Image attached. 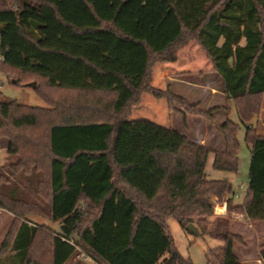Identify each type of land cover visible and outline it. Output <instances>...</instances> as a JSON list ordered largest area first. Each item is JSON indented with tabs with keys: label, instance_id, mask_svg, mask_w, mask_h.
<instances>
[{
	"label": "trees",
	"instance_id": "1",
	"mask_svg": "<svg viewBox=\"0 0 264 264\" xmlns=\"http://www.w3.org/2000/svg\"><path fill=\"white\" fill-rule=\"evenodd\" d=\"M193 40L222 80L223 105L203 108L152 84L156 64L176 61ZM0 71L42 96L47 86L116 93L103 115L0 97V209L14 216L0 264H92L82 253L97 264H194L167 221L186 228L215 217L213 197L246 222L264 221V134L253 124L264 95V0H0ZM145 93L169 111L180 105L185 119L203 116L222 148L130 119ZM231 101L252 156L242 203L229 179L205 170L212 153L214 169L239 171ZM216 219L224 244L209 257L243 264L234 252L243 236Z\"/></svg>",
	"mask_w": 264,
	"mask_h": 264
},
{
	"label": "rangeland",
	"instance_id": "2",
	"mask_svg": "<svg viewBox=\"0 0 264 264\" xmlns=\"http://www.w3.org/2000/svg\"><path fill=\"white\" fill-rule=\"evenodd\" d=\"M179 55L180 60L184 58L186 59L188 56L194 57L196 66L198 65V70L196 72H190L187 75H175V77H173L174 81H172V88L175 93L179 95L184 94L183 96H185L193 104H197L198 102H200V106L203 108L213 107L216 103L223 102L224 100L226 103L227 101L223 95L220 97H213L212 99L208 95H203L202 92H200L201 89H199L198 87L194 88L193 86L191 87L188 85L189 82L197 84L199 81H202L204 78H206L208 87L215 86L217 91H222V80L221 78H218L216 76V73L213 70V65L208 59L203 47H201L197 41L193 40L181 50ZM210 72H212L213 75L209 74ZM0 78L4 83L3 87L0 88V97L6 96L7 98L9 97L10 99H13L22 104L26 103L33 106H45L51 109H61L66 111L81 112L85 114L94 113L101 115L104 113L107 114V111L112 103L111 96H109L107 93L99 94L100 91L92 92V90L83 91L78 89H66L47 86L45 88V94L44 96H42L31 87H21L16 85L11 81V78L2 71H0ZM178 80L180 82H178ZM152 84L154 85L153 79ZM155 87L164 89V81L155 82ZM189 88H191L192 90H189ZM145 95L147 96L143 104L141 103V106L131 111V115H133L131 117L132 119H153L165 127L173 126L175 128H178L180 131L185 132L188 137L196 139L197 142H200V140H204L202 137L205 136L206 141H208V143L210 144V148H222L224 142L222 141L223 143H219L217 138L213 135V133L217 131V129L215 128V126L211 125L203 116L196 117L190 115L185 119L184 114L178 111V108L181 107L180 105H177V110L169 111L167 105L168 103L166 102V100L157 99L152 94L145 93L144 96ZM261 108V113L258 115V117L254 118L253 124L257 126L261 134H264V95L262 98ZM230 109L231 110L229 117L238 125H240L238 130V140L240 141L239 156L241 158L239 171L238 173H236L232 171L227 172L216 168L214 169V157L212 153H210L208 156L209 158L207 160L205 170L209 174V176L214 179H229L232 183L234 191L236 192L235 201L237 203H242L248 189L247 184L249 181L250 173L249 167L252 156L250 146L244 139L246 127L241 123L238 110L236 109L233 101L230 102ZM217 117L220 120H224L227 117V112L225 110L219 111V113H217ZM6 157V151L4 149H0V163H3ZM213 201L216 205L217 218L228 220V224L230 225L231 230L233 221L243 222V217L241 215L228 213L223 204L216 202L217 198L213 197ZM13 218L14 216L10 213L8 214V216H0V246L11 228V222ZM215 218L216 217H210L207 220L201 221L195 219V225L200 231L198 235L190 233L186 228H183L181 226L179 221L174 218H169V220L167 221L178 251L185 257H190L194 264H218V260L214 255H211V257H209L210 250H212V252L216 255L220 253V247L224 244V237L221 236V234H219L218 232H215L218 229V220ZM36 221L39 224H41L42 222L49 223V221L43 217L36 218ZM54 227L57 228V225H54ZM242 233L246 235L248 242V247L246 249L247 260H245V262L247 264H256V251H258L257 244L259 243L256 242L255 246L254 230L252 231V234H250V231H248L247 229L242 230ZM235 243H238V245L243 248L244 246H246V242L245 244H241L238 241H236Z\"/></svg>",
	"mask_w": 264,
	"mask_h": 264
},
{
	"label": "crops",
	"instance_id": "3",
	"mask_svg": "<svg viewBox=\"0 0 264 264\" xmlns=\"http://www.w3.org/2000/svg\"><path fill=\"white\" fill-rule=\"evenodd\" d=\"M180 55L178 56V59L176 61H170V62L156 64V66L154 67V70H153V74H152V79H153L154 86H155V82H157V81H164V83H165V88L164 89H166V87H167L168 84H170L173 87V82L172 81H174L173 77H175V75H179V76H181V75H187L190 72H196L198 70L197 69L198 68L197 67L198 65L196 66L195 58L194 57L188 56L186 59L184 58V59H181L180 60ZM209 74H212V72H210ZM216 76L218 78H220L217 73H216ZM203 77H205V76H203ZM206 81H207L206 78H204L202 81H199L197 84H195V83L193 84V83L189 82L188 85L191 86V87L193 86L194 88H197L198 87L199 89H201L200 92H202L203 95H206V96L208 95L212 99H213V97H220L222 95L225 97V93H223V91H217V89H216L215 86L208 87L207 86L208 83ZM178 82H180V81L178 80ZM182 82H183V80H182ZM189 90H192V89L189 88ZM102 93L103 94L104 93H107L109 96H111L112 103H111V105H110V107L108 109V111H109L112 108L113 103L115 101L116 93L115 92H112V91H102V92H99V94H102ZM182 95H184V94H182ZM146 96L147 95H145L143 97L142 104L145 101ZM157 99H160V98H157ZM163 100H165V99H163ZM166 102H167V100H166ZM224 103H225V100L223 102H218L215 105H223ZM137 107H139V106H135L132 109V111L135 110V108H137ZM101 115H103V114H101ZM132 116L133 115L130 116V119H132L131 118ZM155 122H157V121H155ZM213 135L217 138V140L219 141V143H221L223 141V137H222L221 133H218V131H215L213 133ZM202 138L204 140H200V143H203V144H205V145H207V146L210 147V144L208 143V141H206L205 136L202 137ZM190 139H192L195 142H197V140L194 139V138H190ZM220 148L221 147H218L216 149H220ZM4 212H7V211H4V210H1L0 209V216H3V217L4 216H8L9 213L8 212L7 213H4ZM215 217L217 218V216H215ZM244 229H247L248 231H250V234H252V231L254 230L255 246H256V242H258L259 244H264V221L246 222L245 220H243V222H241V221H237V222H234L233 221L232 222V230H231V232L232 233L234 232L236 234H239V235L243 236L244 239H245V242H246V246H244V248L241 247L240 245H238V243H234V252H236V254L240 258V260L243 262V264H247L245 262V260H247V251H246V249L248 247L247 246L248 245V242H247L246 235H244L242 233V230H244ZM251 229H252V231H251ZM255 251H256V249H255ZM255 263L256 264H263L262 261L260 260L259 256H258V251H256V262Z\"/></svg>",
	"mask_w": 264,
	"mask_h": 264
},
{
	"label": "water",
	"instance_id": "4",
	"mask_svg": "<svg viewBox=\"0 0 264 264\" xmlns=\"http://www.w3.org/2000/svg\"><path fill=\"white\" fill-rule=\"evenodd\" d=\"M32 87H35L36 84L35 83H32L31 84ZM186 229L192 233V234H195V235H198L200 233L199 229L197 228V226L194 224V223H189L187 226H186Z\"/></svg>",
	"mask_w": 264,
	"mask_h": 264
},
{
	"label": "built area",
	"instance_id": "5",
	"mask_svg": "<svg viewBox=\"0 0 264 264\" xmlns=\"http://www.w3.org/2000/svg\"><path fill=\"white\" fill-rule=\"evenodd\" d=\"M3 81H2V79L0 78V88H2L3 87ZM82 255V257L84 258V259H86V260H88L90 263H92V264H97L95 261H94V259L91 257H89L88 255H86L85 253H82L81 254Z\"/></svg>",
	"mask_w": 264,
	"mask_h": 264
}]
</instances>
